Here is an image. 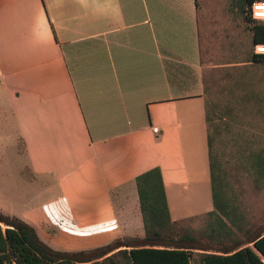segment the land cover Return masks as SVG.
<instances>
[{"label":"crops","instance_id":"obj_1","mask_svg":"<svg viewBox=\"0 0 264 264\" xmlns=\"http://www.w3.org/2000/svg\"><path fill=\"white\" fill-rule=\"evenodd\" d=\"M198 2L0 0V121L24 184L4 214L66 252L143 235L136 179L160 167L184 219L174 196L211 189Z\"/></svg>","mask_w":264,"mask_h":264},{"label":"trees","instance_id":"obj_2","mask_svg":"<svg viewBox=\"0 0 264 264\" xmlns=\"http://www.w3.org/2000/svg\"><path fill=\"white\" fill-rule=\"evenodd\" d=\"M259 1L231 0L230 13L247 24L231 61L207 69L202 57L213 210L174 220L157 167L136 179L143 235L60 251L0 210V264H264V211L263 223L256 214L264 196V54L255 52L264 45V22L251 13ZM22 176L36 179L29 168Z\"/></svg>","mask_w":264,"mask_h":264},{"label":"rangeland","instance_id":"obj_3","mask_svg":"<svg viewBox=\"0 0 264 264\" xmlns=\"http://www.w3.org/2000/svg\"><path fill=\"white\" fill-rule=\"evenodd\" d=\"M199 4L202 57L209 69L232 60L233 53L238 50L240 37L247 36V24L230 13L231 0H199ZM22 160L17 152L15 132L7 125L4 116V122L0 121V210L3 213L4 194H16L24 187L22 178L18 175ZM174 197L172 208L175 219L201 217L213 210L210 187H189L185 193ZM17 200L18 198L14 201ZM256 208L257 221L263 223L261 216L264 211V196L258 201ZM199 222L196 220L193 225L198 226Z\"/></svg>","mask_w":264,"mask_h":264},{"label":"built area","instance_id":"obj_4","mask_svg":"<svg viewBox=\"0 0 264 264\" xmlns=\"http://www.w3.org/2000/svg\"><path fill=\"white\" fill-rule=\"evenodd\" d=\"M262 5H264V1L255 2L251 7V13L254 20L264 22V8L260 7ZM255 52L264 54V45L256 46Z\"/></svg>","mask_w":264,"mask_h":264},{"label":"snow or ice","instance_id":"obj_5","mask_svg":"<svg viewBox=\"0 0 264 264\" xmlns=\"http://www.w3.org/2000/svg\"><path fill=\"white\" fill-rule=\"evenodd\" d=\"M261 8H264V5L260 6Z\"/></svg>","mask_w":264,"mask_h":264}]
</instances>
